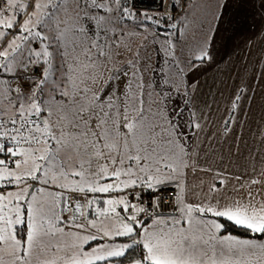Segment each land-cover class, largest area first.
<instances>
[{"label": "snow or ice", "instance_id": "obj_1", "mask_svg": "<svg viewBox=\"0 0 264 264\" xmlns=\"http://www.w3.org/2000/svg\"><path fill=\"white\" fill-rule=\"evenodd\" d=\"M134 3L76 0L61 19L56 0H0V264H112L122 257L127 264H264V202L251 192L207 204L170 195L179 215L159 211L166 186L180 187L188 171L200 170L188 141L204 125L194 113L184 116L180 96L155 113L145 108L139 53L116 67L120 36L106 23L121 31L123 20L140 31L152 24L153 40L163 34L174 48L167 29L176 22L165 0L159 13L137 12ZM210 60L202 48L189 67ZM173 91L179 88L161 99L170 101ZM240 100L238 93L234 109ZM227 224L261 239L233 235ZM136 246L146 255L127 256Z\"/></svg>", "mask_w": 264, "mask_h": 264}, {"label": "crops", "instance_id": "obj_2", "mask_svg": "<svg viewBox=\"0 0 264 264\" xmlns=\"http://www.w3.org/2000/svg\"><path fill=\"white\" fill-rule=\"evenodd\" d=\"M228 12L225 21L215 24L214 42H208L210 51L216 53V67L196 68L185 75L187 85L195 82L186 97L187 109L204 125V130H196L198 135L189 140L200 170L188 171L178 187L185 204L225 203L245 198L249 192L256 202H264V7L260 0H236ZM243 13H248L247 18L241 19ZM238 93L241 100L234 109ZM253 179L259 182L250 185ZM185 185L190 190H184ZM213 185L216 193L210 192ZM54 251L52 248L49 257Z\"/></svg>", "mask_w": 264, "mask_h": 264}, {"label": "rangeland", "instance_id": "obj_3", "mask_svg": "<svg viewBox=\"0 0 264 264\" xmlns=\"http://www.w3.org/2000/svg\"><path fill=\"white\" fill-rule=\"evenodd\" d=\"M235 1L236 0H184V5H186L185 9L181 10L178 18L174 21L176 22V28L167 29L169 32L173 33L170 37L174 45L173 49H168L165 46L163 34L157 36L155 41L153 40L152 34L158 30L152 24L146 25L145 31H140L136 23L129 20L119 22V24L122 25V31L116 24H104V27L110 30L115 28L116 33L120 36V39L116 42L118 50L120 51V55L116 61V67H121L128 61H136L137 57L135 54L139 53V60L135 67L138 70L137 79L140 78L139 74L142 73L143 83L146 85L144 95V106L146 109L151 107L152 113H155L157 104H172L177 100V97L180 96V98L185 101L182 105V107H185L184 116L186 118L190 116V112L187 109L188 103L186 102L189 90L187 89V77L185 76L187 71H192L189 64L195 57L200 55V50L202 48H206V50L209 51L211 60L205 61L202 66H198L197 68L216 67V53L210 51L208 42H214L215 37H212V35L215 24L218 21L223 22L229 17V7L233 6ZM182 2L183 0H177V6H181ZM56 3L61 7L59 13L61 19L64 18V7H67L69 13L76 9V0H56ZM253 4L256 5L257 3ZM98 14L118 15L116 13L108 14L104 12ZM222 15L224 17H221ZM247 16L248 13L240 15L241 19L247 18ZM81 23H85V21L82 20ZM0 31H3V29H0ZM159 31L163 32V29ZM91 35L92 33L90 31L89 36ZM101 37H103L102 30ZM112 38L110 32L109 39L111 40ZM125 48L128 50H125ZM196 63L199 65L200 61L197 60ZM109 67H111V64H109ZM180 70H183V75ZM181 81L184 83L181 84ZM176 87L179 88V91H173L170 101H163L161 99L162 93L166 94ZM148 93H152V95L149 96ZM261 108L264 109V107ZM151 118L152 116L150 115L149 119ZM169 118L171 117L169 116ZM178 123H183V121H178ZM188 143L190 142L188 141ZM248 145H252V143L247 144L246 148L249 147ZM0 158H4L3 154H0ZM6 163H8V160H6ZM10 191H14V189H10ZM37 195H39V193H37ZM177 211L173 213L178 216L179 213H177ZM141 235H143V233ZM117 242L125 241L117 240Z\"/></svg>", "mask_w": 264, "mask_h": 264}, {"label": "built area", "instance_id": "obj_4", "mask_svg": "<svg viewBox=\"0 0 264 264\" xmlns=\"http://www.w3.org/2000/svg\"><path fill=\"white\" fill-rule=\"evenodd\" d=\"M165 2L169 5V11L172 14V19L175 21L178 18V15L180 14L181 10L185 9L186 5H184L185 4L184 0L182 2V5L176 6V8L171 7L172 0H165ZM133 7L137 12L141 10H146L150 12L159 13L162 11L159 0H135ZM170 22L172 21L170 20ZM161 195L165 198L166 203L160 207L159 211L162 212L163 214L173 213L177 211L176 206H169L172 205V201L169 199V196L178 195V187L175 184L167 185L166 191H163ZM149 199L150 197H145V203H147ZM145 219H147V217H145Z\"/></svg>", "mask_w": 264, "mask_h": 264}, {"label": "trees", "instance_id": "obj_5", "mask_svg": "<svg viewBox=\"0 0 264 264\" xmlns=\"http://www.w3.org/2000/svg\"><path fill=\"white\" fill-rule=\"evenodd\" d=\"M89 211H91V210H89ZM226 227H227V231H229V232L237 233V234H240L243 236H250V234L246 233L243 229L235 228L231 224H227ZM256 237H259V236H256ZM139 238H141V237H137V239H139ZM117 240L124 241V238H117ZM126 255L130 256V257L135 256V257L139 258L141 255H146V250H144L142 248V246H136L133 249L129 250V252L126 253ZM119 261H124V264H127V261L124 260L123 257L122 258H112V264H118Z\"/></svg>", "mask_w": 264, "mask_h": 264}]
</instances>
